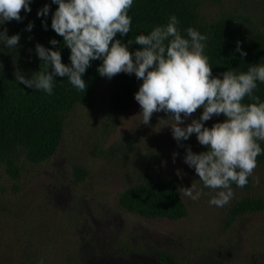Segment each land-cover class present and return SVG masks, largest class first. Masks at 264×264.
Listing matches in <instances>:
<instances>
[{
  "label": "trees",
  "instance_id": "trees-1",
  "mask_svg": "<svg viewBox=\"0 0 264 264\" xmlns=\"http://www.w3.org/2000/svg\"><path fill=\"white\" fill-rule=\"evenodd\" d=\"M224 2L225 0H212L211 5L219 4L223 7ZM206 3L209 0H134L129 10V15L132 16L131 30L122 40L127 43L128 39H134L142 32L147 34L153 26L166 23L168 16L174 14L180 22L178 27L182 34H185L184 29L193 27L207 35L205 54L209 58L213 75L228 69L246 71L248 64L264 63V10L261 9L264 7V0H235L234 6L242 8L239 10L240 14L225 9L212 17H205L204 10L209 6H205ZM45 4L50 5L48 16L37 17L38 9ZM56 7L58 6L52 4L51 0H32L30 12L24 13L21 10V16L24 17L22 21L12 20L2 26L7 28L9 36L17 33L20 35L14 51L9 52L0 45L3 48L0 51V165L5 166V171L16 181L11 189L18 191L21 188L18 182L24 167L23 162L41 165L52 161L57 156L62 141L72 144L73 139H77L82 142L80 147L91 153L90 160L97 157L113 161L119 168L120 171L114 172L119 175L123 189L116 192L115 199L122 212L149 220H183L188 216V210L180 194L178 182L164 174L160 163L173 152L185 155V147L178 146L172 136L162 138L158 134H144L145 130L154 128L151 123L155 118L159 125V119H167L163 111L153 113L155 118H150V124L145 125L142 131L134 128L105 146L106 140L116 131L122 114L135 100L134 93L142 83L136 79L135 74L119 73L111 79L102 77L96 71L101 61L95 60L82 76L87 85L85 92L75 90L66 77H55L57 81L52 95L15 82L16 69L26 78L39 70L42 61L35 54L36 43L53 50L58 48L62 63H69L70 50L63 44V38L50 26ZM256 17H263L262 23L253 22ZM42 20L48 25L47 30L42 26ZM30 21L34 26L29 32L25 29ZM52 38L59 42L58 45L49 44ZM116 38H121L119 33ZM237 41L247 53L246 56L241 57L235 51ZM139 47L133 42L129 50ZM103 79L109 84L106 113L102 109L97 115L99 126L86 135L75 137L77 125L81 123L72 124L68 115L70 112H75L76 115L85 114L84 119L89 121L87 111L94 106L97 90ZM254 94L264 100V83L258 82ZM243 102L249 101L245 98ZM201 111L202 109H197L193 116L198 118ZM223 119V114L214 116L206 122V126L211 127L212 123ZM185 123H190V120ZM182 144L191 146L194 152L206 150L198 144L195 134L187 141H182ZM261 147L264 148V142H261ZM20 156L22 157L19 159ZM256 161L257 166L253 169L252 176L248 177L249 182L242 188L232 185L234 195L223 206L225 209L219 211L218 230H233L236 227L234 224L241 218L264 212V154L257 156ZM190 171L194 174L193 184L197 189L203 188L194 169L190 168ZM87 172V164L75 166L73 173L76 182L82 184ZM253 177H257L259 183ZM203 192L205 194L201 197L208 202L209 194H214V190L203 188ZM73 210L68 208L70 218L64 224L61 219L58 224L59 232L56 235L46 232L42 238L44 243L38 242L39 245L31 240L20 243L18 237L11 236L1 223L0 233L6 240L5 251L0 249V264H41V261L43 264H84L89 258L129 259L136 255L150 256L159 264H193L194 255L199 248L196 243L192 245L194 241L185 236V242L174 235L167 236L166 239L158 236L153 239L137 230L116 231L104 236L97 232L95 237L80 234V238L70 239L79 234L83 222L88 224L90 220V216L88 221L79 218ZM92 212L95 217L105 218L108 215L102 209H93ZM37 227L42 228V224ZM34 234L38 232L34 231ZM251 240L254 241L252 237ZM254 261L256 260L252 259L249 264Z\"/></svg>",
  "mask_w": 264,
  "mask_h": 264
},
{
  "label": "clouds",
  "instance_id": "clouds-1",
  "mask_svg": "<svg viewBox=\"0 0 264 264\" xmlns=\"http://www.w3.org/2000/svg\"><path fill=\"white\" fill-rule=\"evenodd\" d=\"M32 0H0V45L9 52L16 49L19 33L8 35L7 22L24 19L31 11ZM57 5L51 16V29L63 38L69 49V63H62L57 48L35 44V54L42 63L39 70L26 78L19 69L14 71L15 82L35 91L52 95L55 77H66L77 91L85 92L82 79L91 62L100 60L96 71L111 79L119 73L135 74L142 81L134 93L140 106V123L148 125L153 113L163 111L167 119L159 123L171 129V135L180 147H185L183 162L193 168L203 188L214 190L209 194V205L223 207L233 198L232 185L244 187L257 166L256 157L264 154V100L255 95L258 82L264 83V63L248 64L246 71L228 69L218 75L212 74V66L205 54L207 35L193 27L183 30L178 27L176 15L170 14L167 22L153 26L144 34L128 39L122 38L131 30L132 16L129 10L134 0H51ZM50 5L38 9L37 17H47ZM42 26L47 30L44 20ZM34 24L29 22L26 31ZM121 38H116L117 34ZM139 48L130 51L132 43ZM55 38L49 44L56 46ZM3 51V48H0ZM235 51L246 56L237 41ZM2 67V65H0ZM245 98L248 103H244ZM202 109L198 118L193 114ZM183 114V116L181 115ZM223 114V121L206 122ZM190 120V123L185 121ZM193 134L199 145L206 150L194 152L184 146ZM177 152L172 153L175 162ZM176 175L185 173L176 169ZM259 183L257 177H253ZM203 188L180 187V194L198 201ZM43 264V261H41Z\"/></svg>",
  "mask_w": 264,
  "mask_h": 264
},
{
  "label": "rangeland",
  "instance_id": "rangeland-1",
  "mask_svg": "<svg viewBox=\"0 0 264 264\" xmlns=\"http://www.w3.org/2000/svg\"><path fill=\"white\" fill-rule=\"evenodd\" d=\"M234 1L225 0L221 7L219 4L211 5L212 0H209V3L205 4V6L209 5L204 10L205 17H212L217 12L220 14L225 9L240 14L242 8L238 5L235 7ZM261 9L264 10V7ZM262 18L256 17L253 22L262 23ZM108 90V81L103 79L98 87L94 106L87 111L89 121L84 119L85 114L69 113L68 119L72 124L81 123L77 125L78 131L75 132V137L86 135L99 126L97 115L102 109L106 113ZM139 112L140 106L134 100L129 109L122 114L116 131L106 140L105 146L123 133L133 131L134 128L142 131L145 125L140 123L142 118L138 115ZM151 118H155L154 115ZM151 125L154 128L145 130L146 136L153 133L161 135L162 138H171L170 127H162L156 118ZM81 143L77 139H73L72 144L62 141L57 156L52 161L41 165L23 162L24 167L18 182L21 188L18 191L11 189L16 181L5 171V166L0 165V224L5 226L11 236H17L20 243L24 244L25 240H31L35 245H39L38 242L43 244L42 238L46 232L56 235L60 230L58 224L61 219L64 224L70 218L68 208H72L79 218L88 221L90 216V220L88 224L83 222L79 234L70 239L80 238V234L95 237L97 232L104 236L111 232L128 230L141 231L153 239L157 236L166 239L167 236L174 235L185 242V236L194 241L192 245L197 244L199 247L194 255L193 264H249L252 259L256 260L252 264H264V212L241 218L234 224L236 227L233 230L232 228L218 230L217 217L220 215V209H225L224 207L209 205L202 197L198 201H192L181 194L188 210V216L183 220H149L124 213L116 205L115 199L116 192L123 189L119 175L114 172L120 171L119 168L113 161H105L97 157L90 160L91 153L82 149ZM183 156L184 154L180 152L173 162L172 154H168L160 163L164 174L176 179L179 189L190 187L193 182L192 176H194L183 162ZM84 164L88 165L89 172L82 184L77 183L73 173L74 167L84 166ZM176 169H181L185 175L178 177ZM93 209H102L108 215L105 218H101L104 216L95 217ZM39 224H42V228L37 227ZM34 231L38 234H34ZM222 232H228V234H222ZM115 237L117 238L116 234ZM5 240L6 237L0 233L2 252L5 251ZM250 256H252L251 259H249ZM84 264L159 263L150 256L136 255L129 259L89 258Z\"/></svg>",
  "mask_w": 264,
  "mask_h": 264
}]
</instances>
